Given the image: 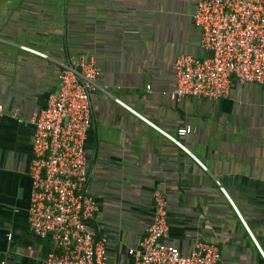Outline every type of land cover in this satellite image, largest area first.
Listing matches in <instances>:
<instances>
[{
  "label": "crops",
  "instance_id": "1",
  "mask_svg": "<svg viewBox=\"0 0 264 264\" xmlns=\"http://www.w3.org/2000/svg\"><path fill=\"white\" fill-rule=\"evenodd\" d=\"M195 3L0 0V264H45L50 252L28 229L32 119L80 54L101 70L86 155L110 264H127L138 246L154 191L166 197L168 244L182 253L212 244L218 264H264V88L233 81L221 100L171 97L174 60L208 56Z\"/></svg>",
  "mask_w": 264,
  "mask_h": 264
},
{
  "label": "built area",
  "instance_id": "2",
  "mask_svg": "<svg viewBox=\"0 0 264 264\" xmlns=\"http://www.w3.org/2000/svg\"><path fill=\"white\" fill-rule=\"evenodd\" d=\"M192 22L200 32L199 48L208 56L183 55L174 60V100H221L229 95L233 81L264 88V0H196ZM100 76L93 56L80 54L63 63L57 92L32 119L28 229L51 243L45 264H110L108 240L98 236L93 226L99 205L88 186L86 155L92 94ZM115 103L149 123L121 101ZM190 133L191 128H185L177 135ZM152 202L144 235L136 248L126 251L127 264L219 263L221 254L212 244L200 243L188 253L168 244L164 193L154 191Z\"/></svg>",
  "mask_w": 264,
  "mask_h": 264
}]
</instances>
